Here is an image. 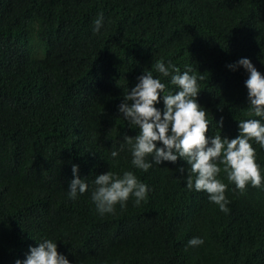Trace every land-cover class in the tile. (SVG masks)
<instances>
[{
  "label": "trees",
  "instance_id": "obj_1",
  "mask_svg": "<svg viewBox=\"0 0 264 264\" xmlns=\"http://www.w3.org/2000/svg\"><path fill=\"white\" fill-rule=\"evenodd\" d=\"M98 12L104 27L93 34ZM161 57L203 74L206 136L234 138L237 120L258 117L248 115L246 71L227 65L247 57L264 74V0H0V264L25 259L41 238L71 264H264V190H236L221 166L225 213L185 187L182 159L143 172L126 149L110 157L138 131L117 110L123 93L145 69L159 75ZM252 146L264 175V150ZM72 164L86 180L131 169L151 191L99 215L88 192L67 198ZM195 236L204 243L188 246Z\"/></svg>",
  "mask_w": 264,
  "mask_h": 264
},
{
  "label": "clouds",
  "instance_id": "obj_2",
  "mask_svg": "<svg viewBox=\"0 0 264 264\" xmlns=\"http://www.w3.org/2000/svg\"><path fill=\"white\" fill-rule=\"evenodd\" d=\"M104 27L102 12L97 13L93 21L92 32L97 34ZM243 67L247 73L244 86L247 89L249 116L257 118L240 119L238 135L234 138L215 134L206 136L210 121L206 109L198 104L200 91L197 75L191 64H185L184 70L163 57L156 60L154 69L159 75L145 69L137 77V83L123 93L118 105V112L129 128L138 129L135 136L125 135L119 147L110 151L114 160L120 152L127 150L132 169L147 172L154 165L164 161L175 163L182 159L188 165L184 177L188 190L205 192L207 199L222 212L227 213L230 201L225 195L228 187L219 178L221 166L226 179L243 191L247 186L264 190V175L256 162L255 142L264 150V74L257 70L251 60L242 57L227 65L235 70ZM161 77L168 78V84L175 86V91L167 87ZM162 102L163 107L156 105ZM222 125V119L216 121ZM220 129V127H219ZM72 176L66 190L67 198L76 200L88 192L89 199L99 215L113 214L116 206H127L129 199L136 206L147 199L151 189L142 182L131 169L119 173L109 169L97 174L91 180L78 175L79 166L72 164ZM185 171L184 167L180 168ZM204 243L203 237L195 236L188 240V246L197 247ZM15 264H71L66 256L57 251L53 239L41 238L37 245L30 247L23 260Z\"/></svg>",
  "mask_w": 264,
  "mask_h": 264
}]
</instances>
